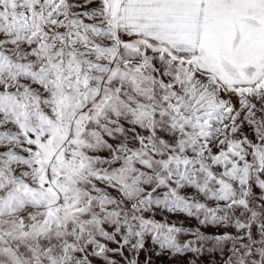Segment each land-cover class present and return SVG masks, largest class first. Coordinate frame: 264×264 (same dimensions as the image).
<instances>
[{
	"label": "snow or ice",
	"instance_id": "6c2138e0",
	"mask_svg": "<svg viewBox=\"0 0 264 264\" xmlns=\"http://www.w3.org/2000/svg\"><path fill=\"white\" fill-rule=\"evenodd\" d=\"M0 264H264V0H0Z\"/></svg>",
	"mask_w": 264,
	"mask_h": 264
}]
</instances>
